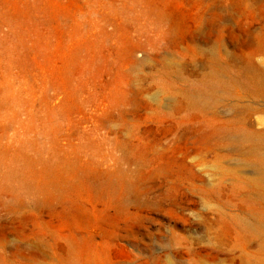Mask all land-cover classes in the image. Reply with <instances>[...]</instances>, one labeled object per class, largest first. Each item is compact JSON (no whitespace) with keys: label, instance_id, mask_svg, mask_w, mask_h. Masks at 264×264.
Returning a JSON list of instances; mask_svg holds the SVG:
<instances>
[{"label":"rangeland","instance_id":"obj_1","mask_svg":"<svg viewBox=\"0 0 264 264\" xmlns=\"http://www.w3.org/2000/svg\"><path fill=\"white\" fill-rule=\"evenodd\" d=\"M261 72L264 0H0V264H264Z\"/></svg>","mask_w":264,"mask_h":264},{"label":"bare ground","instance_id":"obj_2","mask_svg":"<svg viewBox=\"0 0 264 264\" xmlns=\"http://www.w3.org/2000/svg\"><path fill=\"white\" fill-rule=\"evenodd\" d=\"M259 79L264 80V72H261V75L258 76ZM259 87L256 90L258 97L264 98V83L259 82ZM204 94H194L191 95V99L196 104H205L207 99H216L217 96L212 89L209 91H205ZM218 97V96H217ZM212 100V101H214ZM238 142L246 143L248 147H246L245 151L243 152L247 161H255V174L256 177L254 178V183L256 185H262V193L261 198L264 201V133H257V132H243L241 133V138L237 140ZM245 144V145H246ZM255 230L261 231L262 229L258 226L254 227Z\"/></svg>","mask_w":264,"mask_h":264}]
</instances>
